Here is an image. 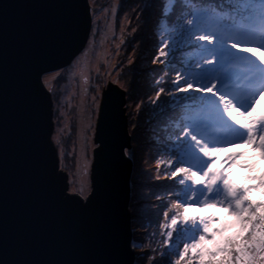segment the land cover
I'll return each mask as SVG.
<instances>
[{
	"label": "water",
	"instance_id": "95a60500",
	"mask_svg": "<svg viewBox=\"0 0 264 264\" xmlns=\"http://www.w3.org/2000/svg\"><path fill=\"white\" fill-rule=\"evenodd\" d=\"M89 0H0V264H135L126 91L104 87L91 192L69 193L43 75L85 47Z\"/></svg>",
	"mask_w": 264,
	"mask_h": 264
},
{
	"label": "snow or ice",
	"instance_id": "6c2138e0",
	"mask_svg": "<svg viewBox=\"0 0 264 264\" xmlns=\"http://www.w3.org/2000/svg\"><path fill=\"white\" fill-rule=\"evenodd\" d=\"M162 17L153 63H167L175 76L151 101L172 97L170 115L158 113L168 159L157 170L170 169L165 176L179 191L162 212L159 264H264V198H252L264 192V171L254 174L234 147L249 145L264 159V0H165ZM225 148L233 150L221 159ZM236 166L249 169L248 183L233 175Z\"/></svg>",
	"mask_w": 264,
	"mask_h": 264
},
{
	"label": "trees",
	"instance_id": "16d2710c",
	"mask_svg": "<svg viewBox=\"0 0 264 264\" xmlns=\"http://www.w3.org/2000/svg\"><path fill=\"white\" fill-rule=\"evenodd\" d=\"M118 1L119 16L124 18L122 23L126 26L123 32V39L126 41L123 54L128 56L118 76V82L119 86L126 91L127 107L133 106L132 111L126 110L128 130L131 135V148L127 150V153L133 161L129 208L133 242L146 244L143 250L136 251L135 263L159 264L158 261L163 258L158 253L159 249L148 248L149 238L153 239V233L161 235L159 230L153 231L154 226L158 219L162 218V212L174 199V196L169 194L179 191L174 180L165 176L166 172L170 173V169L162 164L157 170V160L168 159L166 153L160 155L162 143L160 128L164 118L158 113L163 111L164 117L170 115V111L166 109L169 108L168 102L172 100V97L162 94L157 104L151 103L156 98L159 87H164L165 93L171 89L169 78L175 76V72L167 63L162 64L160 61L153 63L162 36L160 25L165 0ZM95 10L96 7L92 9V13ZM179 12L180 9L177 8V13ZM130 51L132 56L129 54ZM181 51L186 54V50ZM180 58L181 52L178 51L177 60ZM123 62L124 59L121 63ZM176 66L178 67L179 64L177 63ZM162 77V82L157 84L156 81L161 80ZM243 152L244 156H247L246 161L253 157L254 152L257 156L260 155L252 148L243 147ZM161 192L165 193L161 199L153 197Z\"/></svg>",
	"mask_w": 264,
	"mask_h": 264
},
{
	"label": "rangeland",
	"instance_id": "374dc122",
	"mask_svg": "<svg viewBox=\"0 0 264 264\" xmlns=\"http://www.w3.org/2000/svg\"><path fill=\"white\" fill-rule=\"evenodd\" d=\"M89 1L91 8L96 7V10L92 13V27L85 47L70 65L43 75L47 90L51 89L49 93L53 101L54 122L52 140L58 152L59 168L68 175V192L80 194L84 199L90 194L92 187L91 169L94 150L97 147L94 137L102 92L109 82L120 85L118 76L128 57L127 54H123L126 48V41L123 39L126 26L122 23L124 18L119 16V1ZM129 54L132 56L131 51ZM58 71L61 72L60 76H56ZM84 75L88 76L87 82L82 78ZM127 105L126 98V107ZM126 109L132 111L133 106ZM243 147L251 148L249 145H237L235 149L243 152ZM230 151H232L230 148H225L221 153V159ZM252 156L249 161H246L247 156H243L241 163L255 165L254 174L259 175L264 171V159L255 152ZM233 175L241 183L249 182L246 180L249 175L248 168L236 166ZM162 196H165V193L153 195L156 198ZM252 198L258 201L264 198V192L255 190ZM220 212L227 221L235 219L228 214L227 208H221ZM162 220L163 217L158 219L153 231L160 232L159 224ZM231 231H235V228H231ZM152 237V240L149 238L148 248L159 249L160 254L165 237L154 233ZM133 246L136 255V251L143 250L146 244L133 242Z\"/></svg>",
	"mask_w": 264,
	"mask_h": 264
}]
</instances>
